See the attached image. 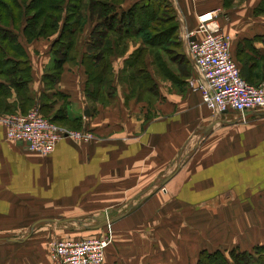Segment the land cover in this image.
<instances>
[{"label":"crops","instance_id":"crops-1","mask_svg":"<svg viewBox=\"0 0 264 264\" xmlns=\"http://www.w3.org/2000/svg\"><path fill=\"white\" fill-rule=\"evenodd\" d=\"M141 1L122 0L119 10ZM166 1L176 28L163 45L155 46L156 30L141 28L140 18L137 33L108 30L97 46L108 41V52L88 66L80 59L90 30L97 24L105 31L95 17L76 37L75 58L57 73L56 34L26 41L14 30L29 79L14 85L0 75V117L36 108L90 137L60 139L43 156L6 140L0 125V228L26 230L0 237V264H50L47 237L35 225L53 222L30 225L55 219L63 226L91 213L115 218L65 234L107 231L101 264H195L200 249L226 254L264 245V110L240 120L230 111L212 115L186 85L192 67L181 39L200 34L198 15L214 13L240 76L264 82V0ZM60 206V214H49Z\"/></svg>","mask_w":264,"mask_h":264},{"label":"trees","instance_id":"trees-1","mask_svg":"<svg viewBox=\"0 0 264 264\" xmlns=\"http://www.w3.org/2000/svg\"><path fill=\"white\" fill-rule=\"evenodd\" d=\"M121 2L122 0H0V75L4 74L6 81L14 82V85L18 81L29 79L27 59L16 41L14 30H19L26 41L56 34L51 45L55 73L60 70L63 62L75 58L76 37L83 26L95 17L101 20L100 24L105 31L97 32V24L90 30L89 44L80 59L88 66L93 55L99 56L100 51L108 52V41L104 43L105 49L100 47V51L97 50L108 30L115 28L137 33L135 27L140 18L144 19L139 23L141 28L143 24H148L156 30L152 38L148 36L156 43L155 46L167 42L169 30L176 28L173 8L169 2L143 0L132 3L125 10H119ZM164 22L168 25L162 26ZM87 74L91 79L90 70H87ZM40 115L55 122L42 113ZM195 264H264V245H254L250 250L233 246L226 254L220 249H200Z\"/></svg>","mask_w":264,"mask_h":264},{"label":"built area","instance_id":"built-area-1","mask_svg":"<svg viewBox=\"0 0 264 264\" xmlns=\"http://www.w3.org/2000/svg\"><path fill=\"white\" fill-rule=\"evenodd\" d=\"M213 17L212 12L197 16L198 36L191 31L181 35L192 67L186 85L198 92L201 104L212 115L230 111L240 120L247 111L264 110V82L249 83L240 76L229 55V35ZM0 125L6 140L43 156L49 154L60 139L85 141L90 137L88 132L57 126L41 116L36 108L2 115ZM107 243L106 235L53 240L49 242L50 264H101Z\"/></svg>","mask_w":264,"mask_h":264},{"label":"rangeland","instance_id":"rangeland-1","mask_svg":"<svg viewBox=\"0 0 264 264\" xmlns=\"http://www.w3.org/2000/svg\"><path fill=\"white\" fill-rule=\"evenodd\" d=\"M56 203H58V201ZM61 208H63V207L60 206L57 208H51L50 210H48V211H50L49 214L58 215L61 213L60 212ZM65 215H67V214H64V216ZM102 217H104V219H108L107 212L106 213H91V214L81 215V216L72 218V219H76L74 222L70 221L71 218H68L69 221L67 222V224H65L63 226H62V223L60 224V223H55V222H53V223H40V224L35 225L36 226L35 232L40 231L41 233L45 234V237H47V241H46L47 245L49 244V242H51L53 240H63V239H65V240H78V239H82V238H87L89 236L94 235L95 233L90 232L88 234L83 235L82 237L74 236V234H72V233H74V231L83 230V228H81L82 227L81 223L90 225L92 223H96V221H98L99 218L102 219ZM58 218H60V217H58ZM27 230H28V228H27ZM25 231L26 230L23 231V230L0 228V237L3 235H5V236L18 235V234H21ZM70 231L72 232L70 234H72L71 236H73V237H71L70 235H68V237H67V235L65 234L66 232H70ZM101 235L108 236V232L105 231V233L103 232V234H101Z\"/></svg>","mask_w":264,"mask_h":264},{"label":"water","instance_id":"water-1","mask_svg":"<svg viewBox=\"0 0 264 264\" xmlns=\"http://www.w3.org/2000/svg\"><path fill=\"white\" fill-rule=\"evenodd\" d=\"M115 217L111 218V219H105L104 221L98 223L97 225H92V226H86L87 228H96V227H99V226H102V225H105V224H108L110 223ZM55 219H39L38 221H35L33 222L30 227L32 228L36 223L38 222H54Z\"/></svg>","mask_w":264,"mask_h":264}]
</instances>
